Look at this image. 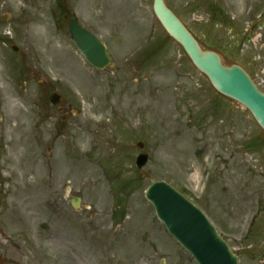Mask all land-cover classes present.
Here are the masks:
<instances>
[{"label":"rangeland","instance_id":"374dc122","mask_svg":"<svg viewBox=\"0 0 264 264\" xmlns=\"http://www.w3.org/2000/svg\"><path fill=\"white\" fill-rule=\"evenodd\" d=\"M166 2L204 50L241 64L264 89V19L250 31L264 0ZM66 13L101 37L113 66L87 62ZM261 134L168 36L153 0H0V264H196L146 199L151 178L183 191L243 246L225 184L264 164ZM140 152L150 155L141 169ZM246 244L264 246V234Z\"/></svg>","mask_w":264,"mask_h":264},{"label":"water","instance_id":"95a60500","mask_svg":"<svg viewBox=\"0 0 264 264\" xmlns=\"http://www.w3.org/2000/svg\"><path fill=\"white\" fill-rule=\"evenodd\" d=\"M154 11L166 30L208 75L215 88L240 101L264 128V93L249 74L239 65H224L216 52L204 51L164 0H154ZM70 31L78 49L91 64L98 69L112 64V57L104 42L77 18L70 21ZM51 100L57 103L60 96L54 93ZM147 161L148 155L141 154L137 165L143 167ZM146 196L154 204L159 219L168 231L192 253L199 264H238L236 254L208 217L171 184L164 180H152Z\"/></svg>","mask_w":264,"mask_h":264},{"label":"flooded vegetation","instance_id":"af4514ba","mask_svg":"<svg viewBox=\"0 0 264 264\" xmlns=\"http://www.w3.org/2000/svg\"><path fill=\"white\" fill-rule=\"evenodd\" d=\"M225 13L222 12L221 17L227 21L229 18L225 16ZM249 14L251 13L249 12ZM262 19H264V10L258 15L256 22L252 24L251 33L260 26ZM252 38L253 35L248 34L246 36L247 40H251ZM263 38L264 32H261L256 40L260 42ZM252 77L256 80V77L253 75ZM262 82L264 83V80ZM225 134H222L220 139H224L225 143L231 147L229 142L232 141V135ZM260 136L262 139L264 138L262 134ZM218 144L221 145V142ZM259 165L261 166L256 169H248L246 171L247 177L231 180L225 184V191L227 192V196L229 195L230 201L229 214L231 223H234V215L237 209L240 210L242 218L241 233L244 235L242 238L243 246H231L238 255L240 264H264V246H249V244H246L251 236L264 234V164ZM236 198H240L238 202H241V204L234 202Z\"/></svg>","mask_w":264,"mask_h":264},{"label":"bare ground","instance_id":"6f19581e","mask_svg":"<svg viewBox=\"0 0 264 264\" xmlns=\"http://www.w3.org/2000/svg\"><path fill=\"white\" fill-rule=\"evenodd\" d=\"M8 103L10 104V108L12 109L13 112L15 111H20V106L16 104L14 99H8Z\"/></svg>","mask_w":264,"mask_h":264}]
</instances>
